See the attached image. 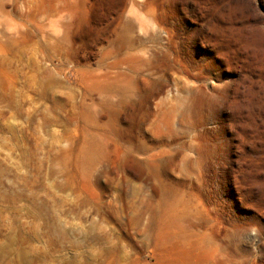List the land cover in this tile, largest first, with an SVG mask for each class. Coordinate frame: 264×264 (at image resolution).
Returning a JSON list of instances; mask_svg holds the SVG:
<instances>
[{
  "label": "rangeland",
  "instance_id": "1",
  "mask_svg": "<svg viewBox=\"0 0 264 264\" xmlns=\"http://www.w3.org/2000/svg\"><path fill=\"white\" fill-rule=\"evenodd\" d=\"M0 264H264V0H0Z\"/></svg>",
  "mask_w": 264,
  "mask_h": 264
}]
</instances>
